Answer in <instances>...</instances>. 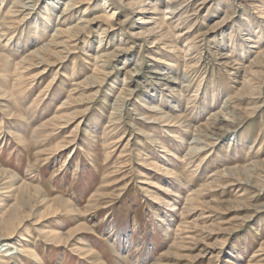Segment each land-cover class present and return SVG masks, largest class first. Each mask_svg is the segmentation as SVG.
<instances>
[{"label":"rangeland","instance_id":"1","mask_svg":"<svg viewBox=\"0 0 264 264\" xmlns=\"http://www.w3.org/2000/svg\"><path fill=\"white\" fill-rule=\"evenodd\" d=\"M5 236L0 264H264V0H0Z\"/></svg>","mask_w":264,"mask_h":264},{"label":"bare ground","instance_id":"2","mask_svg":"<svg viewBox=\"0 0 264 264\" xmlns=\"http://www.w3.org/2000/svg\"><path fill=\"white\" fill-rule=\"evenodd\" d=\"M71 5V4H70ZM172 10H170V7L167 9V12H166V14H168V13H170ZM63 14H64V12H63ZM84 29V28H83ZM167 79V78H166ZM167 81H169V82H172L173 83V81H170V80H168L167 79ZM230 120H229V118H227L225 115L224 116H222V117H219L217 120H215V123H214V125H213V130H212V132H210V136L208 135V139L210 140H213L214 138H216L217 136H224L227 132H228V130H226V129H224V128H222L221 126L223 125V124H225V123H227V122H229ZM214 122V121H213ZM212 122V123H213ZM12 238L11 237H9V236H5V237H1L0 238V252L1 251H13V250H15V248L14 247H12L11 245H9L7 242H9L10 240H11ZM4 243V244H3ZM4 247H7L5 250L3 249ZM18 252V250H16V253ZM18 254V253H17ZM10 255V254H9Z\"/></svg>","mask_w":264,"mask_h":264}]
</instances>
